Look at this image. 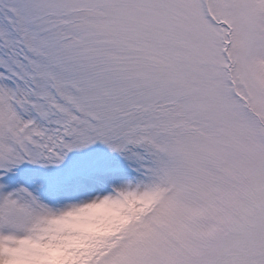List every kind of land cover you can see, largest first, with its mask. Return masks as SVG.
<instances>
[{"label":"rangeland","instance_id":"rangeland-1","mask_svg":"<svg viewBox=\"0 0 264 264\" xmlns=\"http://www.w3.org/2000/svg\"><path fill=\"white\" fill-rule=\"evenodd\" d=\"M52 262L264 264V0H0V264Z\"/></svg>","mask_w":264,"mask_h":264},{"label":"bare ground","instance_id":"bare-ground-1","mask_svg":"<svg viewBox=\"0 0 264 264\" xmlns=\"http://www.w3.org/2000/svg\"><path fill=\"white\" fill-rule=\"evenodd\" d=\"M87 197H88V195H87ZM85 200H87V199H85ZM87 202V201H86ZM73 205V204H72Z\"/></svg>","mask_w":264,"mask_h":264},{"label":"trees","instance_id":"trees-1","mask_svg":"<svg viewBox=\"0 0 264 264\" xmlns=\"http://www.w3.org/2000/svg\"><path fill=\"white\" fill-rule=\"evenodd\" d=\"M52 264H54V263L52 262Z\"/></svg>","mask_w":264,"mask_h":264}]
</instances>
